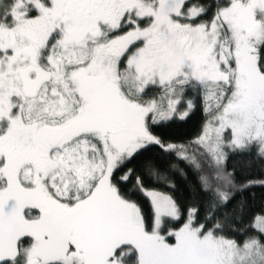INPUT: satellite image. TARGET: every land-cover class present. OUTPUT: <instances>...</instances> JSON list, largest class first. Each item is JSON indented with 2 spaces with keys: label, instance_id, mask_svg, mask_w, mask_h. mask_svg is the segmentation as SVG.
<instances>
[{
  "label": "snow or ice",
  "instance_id": "obj_1",
  "mask_svg": "<svg viewBox=\"0 0 264 264\" xmlns=\"http://www.w3.org/2000/svg\"><path fill=\"white\" fill-rule=\"evenodd\" d=\"M255 187L264 0H0V264H264Z\"/></svg>",
  "mask_w": 264,
  "mask_h": 264
},
{
  "label": "trees",
  "instance_id": "obj_2",
  "mask_svg": "<svg viewBox=\"0 0 264 264\" xmlns=\"http://www.w3.org/2000/svg\"><path fill=\"white\" fill-rule=\"evenodd\" d=\"M202 116V113H197L195 116H193L191 119L187 120V122H180L177 121L170 125L168 131L175 136L176 138H191V136L194 134L199 120ZM228 167L229 169L235 168V174L238 179H242L245 174L247 175H259V169L255 162H252L249 164L247 157H231L228 161ZM172 178L174 179L178 192L183 191L187 192V182L185 179H183L179 173L173 172ZM189 180H193L194 177L189 172L188 174ZM255 193V196L253 197L251 193ZM245 197L248 198L250 202L254 203L255 207H259L261 203H264V188L262 187H255L252 188L244 193Z\"/></svg>",
  "mask_w": 264,
  "mask_h": 264
}]
</instances>
